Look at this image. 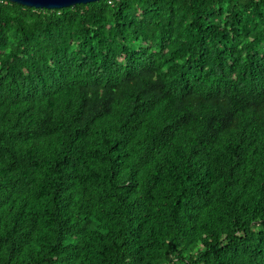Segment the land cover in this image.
Listing matches in <instances>:
<instances>
[{
  "label": "trees",
  "instance_id": "obj_1",
  "mask_svg": "<svg viewBox=\"0 0 264 264\" xmlns=\"http://www.w3.org/2000/svg\"><path fill=\"white\" fill-rule=\"evenodd\" d=\"M0 264H264V0H0Z\"/></svg>",
  "mask_w": 264,
  "mask_h": 264
},
{
  "label": "water",
  "instance_id": "obj_2",
  "mask_svg": "<svg viewBox=\"0 0 264 264\" xmlns=\"http://www.w3.org/2000/svg\"><path fill=\"white\" fill-rule=\"evenodd\" d=\"M6 1L26 8L54 11V10L72 8L77 5H87V4L97 3L104 0H6Z\"/></svg>",
  "mask_w": 264,
  "mask_h": 264
}]
</instances>
